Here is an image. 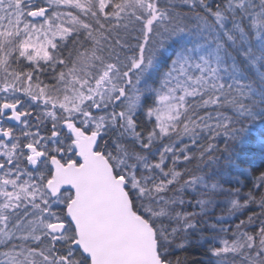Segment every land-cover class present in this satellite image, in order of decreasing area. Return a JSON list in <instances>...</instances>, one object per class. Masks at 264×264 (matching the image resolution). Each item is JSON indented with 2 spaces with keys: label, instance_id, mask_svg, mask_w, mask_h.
<instances>
[{
  "label": "snow or ice",
  "instance_id": "6c2138e0",
  "mask_svg": "<svg viewBox=\"0 0 264 264\" xmlns=\"http://www.w3.org/2000/svg\"><path fill=\"white\" fill-rule=\"evenodd\" d=\"M0 264H264V0H0Z\"/></svg>",
  "mask_w": 264,
  "mask_h": 264
}]
</instances>
